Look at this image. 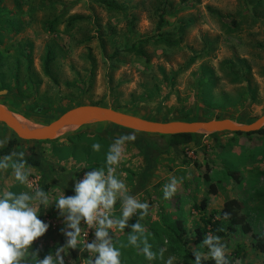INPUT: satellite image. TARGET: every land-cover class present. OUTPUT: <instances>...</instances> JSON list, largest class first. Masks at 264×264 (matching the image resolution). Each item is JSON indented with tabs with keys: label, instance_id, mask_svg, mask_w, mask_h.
I'll list each match as a JSON object with an SVG mask.
<instances>
[{
	"label": "rangeland",
	"instance_id": "obj_1",
	"mask_svg": "<svg viewBox=\"0 0 264 264\" xmlns=\"http://www.w3.org/2000/svg\"><path fill=\"white\" fill-rule=\"evenodd\" d=\"M112 1L119 9L104 6ZM140 47L148 61L136 55ZM49 52L57 85L44 74ZM27 68L33 84L26 77ZM2 86L7 88L0 90L6 92L0 104L15 108L13 96L21 95L51 117L80 104L122 108L133 115L131 108L139 104L144 113L162 121L183 107L210 102L224 107L227 117L250 124L264 115V0H0ZM156 86L159 91L153 95ZM220 109L215 114H222ZM88 127L43 143L21 142L9 155L10 164L22 159L31 171V186L53 199L39 208L38 218L49 227L29 247L22 264H37L48 255L55 261L61 247L65 264L95 259L96 254L80 244L96 241L95 224L90 227L81 220L75 257L74 249L66 247L64 232L72 231L67 213L55 208L54 199L74 196L75 184L87 172L105 168L104 154L112 140L127 134L135 140L126 144L117 175L127 194L147 202L149 210L143 218L137 210L122 230L108 229L111 244L120 248L122 264H164L169 256L177 258L174 264H195L196 253L200 264L210 260L208 246L180 239L177 221L192 238L203 226L202 216L219 212L230 199L243 204L252 233L237 228L221 240L225 256L234 264H264V253L255 248L254 240L264 235V137L197 134L201 138L196 144L174 150L165 139L145 140L107 125ZM5 138L4 146L15 136L0 124V139ZM93 143L101 144L99 152L93 151ZM32 148L40 167L27 163ZM172 177L179 181L177 191L164 199V185ZM3 191L34 194L29 185L15 181L11 168L0 171V194ZM202 202L205 211L197 209ZM120 209L118 197L112 218H120ZM137 222L144 226L151 250L162 253V259L149 262L128 245Z\"/></svg>",
	"mask_w": 264,
	"mask_h": 264
},
{
	"label": "clouds",
	"instance_id": "obj_2",
	"mask_svg": "<svg viewBox=\"0 0 264 264\" xmlns=\"http://www.w3.org/2000/svg\"><path fill=\"white\" fill-rule=\"evenodd\" d=\"M134 140L135 136L132 134L114 138L104 154L105 168L87 172L83 179L75 184L74 196L59 195L54 199L55 208L61 210L62 214L67 213V227L72 229L64 232L68 237L67 248H77L78 238L81 236L79 225L82 219L90 227L95 224V237L98 243L93 241L84 245L83 240H80L82 247L96 254L94 260H87L85 264H122L120 248L111 244L108 229H124L128 218L137 210H140L141 218L148 215L149 204L129 196L125 182L117 175V167L121 162L125 146ZM6 142V138L0 139V148ZM91 147L96 152L101 150L99 143H93ZM20 155L22 157V154ZM11 160V156L0 158V171L11 168L15 181L29 185L34 194L29 195L26 191L18 195L11 191H3L0 194V264H22V258L29 247L37 238L43 236L49 227L38 218L39 208L47 207L53 200L43 190L31 186L28 179L31 171L25 169L22 159L18 163L10 164ZM178 183L175 177L169 179L163 188L164 199H169L176 193ZM118 197L121 199L120 218L115 219L112 218L111 213ZM127 242L141 252L149 262L163 258L162 253L151 250L145 228L140 222L132 225V232L128 235ZM203 244L208 246L215 264H227L226 249L219 243V237L208 236ZM64 250V247L56 250L55 261L52 255H48L37 264H65L61 255ZM176 259L175 256H169L164 260V264H174ZM195 264H200L199 253L195 254Z\"/></svg>",
	"mask_w": 264,
	"mask_h": 264
},
{
	"label": "trees",
	"instance_id": "obj_3",
	"mask_svg": "<svg viewBox=\"0 0 264 264\" xmlns=\"http://www.w3.org/2000/svg\"><path fill=\"white\" fill-rule=\"evenodd\" d=\"M104 6H106L110 10L119 9V6L115 2H104ZM136 55L142 57L143 59L148 61V58L145 54L144 47H140ZM54 61V57L52 53H48L46 55L45 61H44V74L50 79V81L54 84H58L57 79L54 77L52 71H51V64ZM15 75H19V71L15 70ZM26 77L31 84H33V78L32 74L29 68L26 70ZM205 82L202 83L201 89H203ZM7 87H0L1 89H5ZM212 88H209V90ZM9 90V89H8ZM12 90H9L10 93ZM159 91V86H156L155 94L157 95ZM153 95H150L153 96ZM204 95V94H203ZM16 99V105L15 108L11 104H8L5 102L6 106L11 108L13 111H15L18 115L34 121L37 124H46L51 119H56L60 117L63 113L66 111H63L59 114H57L55 117H51L48 113L40 112V107L37 105H34L30 102L28 97H21V95L13 96ZM24 104L29 110L25 111L21 109L20 104ZM81 105V104H80ZM79 106V105H77ZM208 107V108H207ZM74 108V107H70ZM218 108H221L222 114H215V111L218 110ZM122 108H116L115 110L124 112L120 110ZM133 115H137L141 118L151 120V121H157V118L151 117L150 115H147L144 113V111L140 108L139 104L134 105L132 108ZM224 107L218 105V104H212L208 103V105H205L204 107H200L197 104L193 107L187 109L185 107L181 108L179 111L176 112V114H173V116L164 117L162 119V122H168V121H200V120H223V119H230L240 124H245L243 120H236L233 117H227L225 115V110H223ZM69 110V109H68ZM138 110V111H137ZM198 113V114H197ZM49 115V116H48ZM198 115V116H197ZM50 117V118H49ZM98 126V125H97ZM97 126H89V129H93ZM115 130L124 131V129L117 128L115 126L107 125ZM128 131V130H127ZM131 132V131H130ZM11 133V132H10ZM134 133V132H132ZM225 134H231V133H225ZM143 139H150L152 137H157L160 139H165L168 142V147L174 150H178L179 148L187 147L191 144H196L199 138H201L200 135L197 134H186V135H178V136H170V137H158V136H148L139 134ZM237 136L245 135L248 137L251 136H260L264 137V128L258 131L257 133H251V134H235ZM74 136V134H73ZM70 136V137H73ZM22 141L18 140L16 137L14 139H11L8 141V143L0 150V156H9L13 153L14 149L21 144ZM33 143V142H32ZM34 143H43V142H34ZM143 143V142H142ZM30 156L27 159V163L33 167H40L41 163L37 159V151L35 149H30ZM233 176L236 178V174H233ZM213 189V186H211ZM199 211H205L206 209V202H202L200 207L197 208ZM243 210V204L238 199H230L227 200L222 209L219 212H214L210 216H202V227H198L194 231V235L192 238H188L186 236V231L184 229L183 223L181 221H177V228L179 229V237L182 241H185L186 243H189L191 239H194L196 241V244H203V241L208 236H217L219 237V242L225 238H228L229 236L235 234L237 232V228H241L242 231L245 234L252 233V229L250 224L247 221V218L245 215L242 214ZM255 248L261 252L264 253V235H255ZM78 255V249H74V256L77 257ZM227 260V264H234L227 256H225ZM201 264H215V261L213 258L210 260H202Z\"/></svg>",
	"mask_w": 264,
	"mask_h": 264
},
{
	"label": "water",
	"instance_id": "obj_4",
	"mask_svg": "<svg viewBox=\"0 0 264 264\" xmlns=\"http://www.w3.org/2000/svg\"><path fill=\"white\" fill-rule=\"evenodd\" d=\"M4 94L6 92L0 93V96ZM16 116L19 115L0 104V124L22 142H46L82 127L97 125H111L137 134L158 137L186 134H251L264 128V115L250 124H240L230 119L162 122L95 105L76 106L46 124L31 123L32 125L27 126L20 123Z\"/></svg>",
	"mask_w": 264,
	"mask_h": 264
},
{
	"label": "bare ground",
	"instance_id": "obj_5",
	"mask_svg": "<svg viewBox=\"0 0 264 264\" xmlns=\"http://www.w3.org/2000/svg\"><path fill=\"white\" fill-rule=\"evenodd\" d=\"M18 121L22 124H25L27 126L32 125L31 122H28L27 120L23 119L22 117L16 116Z\"/></svg>",
	"mask_w": 264,
	"mask_h": 264
}]
</instances>
